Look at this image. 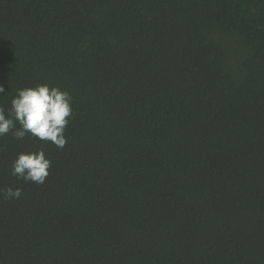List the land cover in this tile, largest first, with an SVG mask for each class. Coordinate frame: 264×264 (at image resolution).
<instances>
[{"label":"trees","instance_id":"trees-1","mask_svg":"<svg viewBox=\"0 0 264 264\" xmlns=\"http://www.w3.org/2000/svg\"><path fill=\"white\" fill-rule=\"evenodd\" d=\"M42 84L74 118L0 138V264H264V0H0V107Z\"/></svg>","mask_w":264,"mask_h":264},{"label":"clouds","instance_id":"clouds-1","mask_svg":"<svg viewBox=\"0 0 264 264\" xmlns=\"http://www.w3.org/2000/svg\"><path fill=\"white\" fill-rule=\"evenodd\" d=\"M3 93L4 88L0 86V94ZM72 104L71 94L55 86L42 84L20 89L7 114L0 107V138L8 135L15 140L31 137L63 149L67 143L66 129L74 118ZM51 167V160L41 148L19 153L12 163L11 175L42 186L50 176ZM0 195L5 199H19L22 189L9 186L0 189Z\"/></svg>","mask_w":264,"mask_h":264}]
</instances>
